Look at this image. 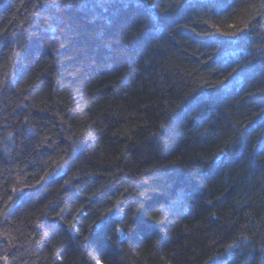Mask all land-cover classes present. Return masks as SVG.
Returning <instances> with one entry per match:
<instances>
[{"label":"trees","instance_id":"trees-1","mask_svg":"<svg viewBox=\"0 0 264 264\" xmlns=\"http://www.w3.org/2000/svg\"><path fill=\"white\" fill-rule=\"evenodd\" d=\"M98 261L264 264V0H0V264Z\"/></svg>","mask_w":264,"mask_h":264},{"label":"snow or ice","instance_id":"snow-or-ice-1","mask_svg":"<svg viewBox=\"0 0 264 264\" xmlns=\"http://www.w3.org/2000/svg\"><path fill=\"white\" fill-rule=\"evenodd\" d=\"M103 224H104V221L102 220V221H101V224L98 225L97 227H98V228H101V227L103 226ZM149 227H151V226H149ZM113 228H114V231H115L116 233H121V232L123 231V229H121L120 227H115V226H114ZM110 239H111V238L109 237V240H110ZM4 259L7 260V257H4ZM97 264H102V262L98 261Z\"/></svg>","mask_w":264,"mask_h":264}]
</instances>
